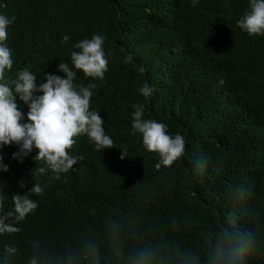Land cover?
Listing matches in <instances>:
<instances>
[{
	"label": "trees",
	"instance_id": "16d2710c",
	"mask_svg": "<svg viewBox=\"0 0 264 264\" xmlns=\"http://www.w3.org/2000/svg\"><path fill=\"white\" fill-rule=\"evenodd\" d=\"M249 0H0V14L15 17L7 46L13 69L6 79L28 68L37 86L46 74L71 63L74 45L93 35L106 37L108 71L104 79L77 71L74 84H95L90 110L104 120L116 147L95 151L86 135L76 139L71 155L81 157L59 179L36 176L33 150L23 163L12 159L18 147L0 150L8 172H0L5 207L11 196L25 195L35 181L44 195L31 197L38 208L20 225L23 231L0 237L24 252L32 239L50 245L69 241L81 229L103 235L99 219L136 211L147 223L159 217L191 213L214 223L225 207L222 186L234 180L252 184L257 204H264V36H249L237 27ZM70 37L68 42L63 37ZM125 58L129 62L125 63ZM141 68L144 71H141ZM147 83L145 98L138 89ZM42 94V93H41ZM145 107V119L168 125L169 134L186 139V156L172 169L156 170L158 156L147 152L141 134H133L134 104ZM27 122L28 107L18 101ZM207 152L222 166L220 177L190 181L189 161ZM125 154L124 160L121 155ZM26 181L20 187V181ZM194 239L195 232L181 233ZM254 264H264L259 259Z\"/></svg>",
	"mask_w": 264,
	"mask_h": 264
},
{
	"label": "clouds",
	"instance_id": "9594fccd",
	"mask_svg": "<svg viewBox=\"0 0 264 264\" xmlns=\"http://www.w3.org/2000/svg\"><path fill=\"white\" fill-rule=\"evenodd\" d=\"M197 2L193 0V6ZM14 21V16L0 14V150L15 144L18 151L12 159L23 163L35 149L33 160L38 167L30 175L51 172L59 179L81 159L70 154L75 138L86 135L98 152L116 147L105 132L100 114L90 110L96 85L74 84L77 71L88 78L104 79L110 55L104 50L106 37L95 34L76 43L78 51L71 53L73 67L64 62L58 66L65 77L46 74V83L37 86V76L27 67L18 71L15 79H6V70L11 72L14 63L12 50L7 46L8 28ZM237 27L249 36H264V0H249ZM69 40V36L63 37L64 42ZM124 62L128 63L129 58ZM138 92L147 98L152 88L145 83ZM18 101L29 109L27 122ZM132 107L133 134H141L144 149L158 156L155 169H172L186 156L185 137L169 134L165 123L145 119L142 103ZM120 158L126 159L125 154ZM8 171L0 155V172ZM189 172L191 180L184 182L185 190H189L192 181L220 177L222 166L209 153L196 151L190 158ZM25 184L20 181L22 189ZM44 192L45 187L35 181L27 194L12 195L13 206L6 208L5 195L0 190V237L23 231L20 225L38 208L31 197H41ZM222 195L225 207L214 223L203 222L191 213L159 217L156 222L147 223L136 211L113 212L99 219L102 236L85 228L62 244L30 240L24 252L25 264H254L264 259V204L255 202L252 184L234 180L222 186ZM193 231L194 239L181 234ZM20 256L21 249L15 243H0V264H14Z\"/></svg>",
	"mask_w": 264,
	"mask_h": 264
}]
</instances>
